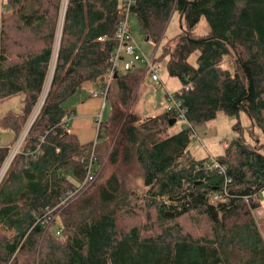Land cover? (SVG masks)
I'll return each mask as SVG.
<instances>
[{
  "label": "trees",
  "instance_id": "obj_1",
  "mask_svg": "<svg viewBox=\"0 0 264 264\" xmlns=\"http://www.w3.org/2000/svg\"><path fill=\"white\" fill-rule=\"evenodd\" d=\"M60 1L5 0L0 18V102L20 97L19 111L6 112L0 128L14 140L54 65L22 151L0 183V264H18L24 252L30 258L23 264H264V239L250 215L264 194V154L238 134L217 157L227 167L225 175L204 170V159L190 153V129L166 133L173 114L142 119L125 112L140 69L117 71L112 79L109 95L115 91L122 109L108 96L111 114L96 155L99 164L107 134L118 130L108 163L135 166L143 190L129 189L119 169L113 170L62 209L60 236L57 227L44 231L45 210L83 178L80 160L91 148L66 129L72 111L63 105L84 83L98 86L107 77L114 42L96 40L113 36L122 18L118 0H67L55 43ZM175 12L180 32L164 38ZM130 14L145 40L172 42L161 46L156 61L165 59L168 75L190 84L182 103L192 126L220 112L230 117L243 112L264 137V0H134ZM202 18L207 33L196 36ZM229 56L233 73L221 66ZM6 155L1 149L0 167ZM225 177L226 196L213 200L223 192ZM134 200L145 220L124 223L136 218ZM184 219L195 231L184 227Z\"/></svg>",
  "mask_w": 264,
  "mask_h": 264
},
{
  "label": "rangeland",
  "instance_id": "obj_2",
  "mask_svg": "<svg viewBox=\"0 0 264 264\" xmlns=\"http://www.w3.org/2000/svg\"><path fill=\"white\" fill-rule=\"evenodd\" d=\"M64 4H65V1L61 0L58 19H57V25H56L57 27L55 31L56 33H55V38H54L55 43L59 42L60 35H61V28H62L64 12H65V10L63 12ZM4 7H6L5 3L3 2V0H0V17H1V14L3 13ZM129 28H130V32H131V36H132V40L134 44H136L139 47L141 53L146 57L153 56L155 59H158L161 54V46L165 44L166 45L172 44V42H168V43L163 42L164 39L158 44H154L151 41H146L144 38V35L139 30L137 18L132 14H129ZM179 32H180L179 15L178 13L175 12L172 16V21L170 22V26H167L166 28L164 38L174 37ZM194 32L196 36H204L207 33V24L203 18L201 19L200 23L197 25V28ZM55 48H56V44H55ZM193 60H194V57L191 58L192 62ZM165 62H166L165 59L162 61H158L161 67V71L159 73V79L161 80L162 84H158V83L153 84L148 79L147 76H145L143 73L141 74V79L139 81V84L137 85V87L134 89L132 93V101L130 102L129 107L125 110L126 113H132L142 119H145L149 117L158 116L161 113L166 111L167 109L166 91H168L169 93L178 91V89L181 88V83L179 82L177 78H173L168 75L165 69ZM221 66L222 68L229 69L230 72L233 73L235 69L234 58L232 56L225 57L221 63ZM118 69H119L118 70L119 73L123 72L120 66H118ZM138 69L143 70L144 66L138 65ZM49 71H51V67ZM110 88H111V85L109 87V92H110ZM164 88L166 89V91ZM83 91L81 89L79 94H81V92L84 93ZM108 96L109 98H111V101L114 107L116 109L118 108L121 110L122 108L118 105L119 101L117 97L115 96V91L111 92L110 95L108 94ZM106 101L108 102L104 106V117H103L104 121L107 120L111 114L110 101L108 99ZM68 104L69 103L66 101L63 106L67 107ZM19 108H20V97H13L3 102H0V118H2L5 115V113L8 111L18 112ZM35 108L31 112L25 124L21 126L20 131L22 129L25 130L28 128V125L30 124L33 117L35 116L34 114ZM237 123H239L238 131L234 129V126ZM183 126H184V123L182 121L176 120L174 125L170 126V128L167 129L166 133L168 135L174 134L178 130L182 129ZM117 132L118 130H115L114 134L112 135L107 134L108 136L107 137V140H108L107 148L102 147V149H100V159L101 160L98 165V172H97L95 183H100L101 181L106 179V177L113 170L117 171V169H119V173L121 174V176L124 177L126 187H128L129 189L137 188L139 191H142L143 190L142 181L139 176L138 169L135 166L132 165L129 167H123L122 165H120L117 168L116 167L117 165L111 166L108 163V153L117 136ZM194 132L196 134V137L192 138L190 145H189V150L192 156L196 159H205L208 157L217 158L221 156L224 153V147L222 145L226 144L228 147V143L232 139L237 137L238 134L244 139L245 143L248 146L255 147V148L259 147V150L261 151V153L264 154V137L261 131L256 127V125L250 122V120L246 117V115L243 112H241L238 116H232V117L227 116L221 112L217 113L216 117L213 120L195 125ZM13 137L14 136L12 133L0 128V145H5V143H8V142L12 144L15 141ZM260 200L261 201H260L259 208L255 210H251L250 215L252 216V219L254 220L259 232L261 233L264 239V194L261 195ZM72 203H69L68 205ZM131 204L133 207H135L134 213H135L136 218L129 219L127 217L128 219L124 220V223H127V222L143 223L145 220L144 211L140 210L141 208L138 206L139 205L138 203L137 204L135 203V200ZM64 207H60L55 212L54 228L52 225H50L47 228H45L44 230L45 232L47 231L49 233H52L56 227L59 228V226H61L60 212L62 211ZM183 223L185 225L184 227L187 228L189 225L190 227H192L190 229L195 231V229L193 228L194 225H192L188 221V219H184L182 224ZM203 228H205V226H203ZM196 231L203 232L204 229H202V231H199L196 229ZM29 258H30V255L24 252L19 258L20 260L19 263L22 260L27 261V259ZM20 264H23V263H20Z\"/></svg>",
  "mask_w": 264,
  "mask_h": 264
},
{
  "label": "built area",
  "instance_id": "obj_3",
  "mask_svg": "<svg viewBox=\"0 0 264 264\" xmlns=\"http://www.w3.org/2000/svg\"><path fill=\"white\" fill-rule=\"evenodd\" d=\"M67 0H65V6L63 7V12L66 7ZM134 3V0H124L122 5V18L118 22L116 31L114 32L113 36H101L97 38V42H106V41H113L114 47L109 54V63L110 68L107 73V77L103 79L101 84L97 86V88L92 92L91 96L93 98L101 99L105 102L108 98L109 94V87L111 85L112 79L114 75L117 73L118 66L121 67L123 72L135 71L138 69V65H143L144 69L141 70L142 73L148 77V79L153 84H162L161 80L159 79V73L161 71L160 64L156 61V59L152 57L144 56L139 47L134 44L129 28V14H130V7ZM63 15V13H62ZM55 57V56H54ZM54 71V65L51 66V79ZM48 78V77H47ZM47 81V80H46ZM51 82V80H50ZM50 85V84H49ZM190 88V84L181 85V88L178 91L169 93L166 91V101H167V109L166 111L173 114L175 120L182 121L184 126L182 129H190L191 139L196 137L194 132V126H192L185 117V109L182 103V96L183 93L188 91ZM46 89V93L44 94V90ZM49 86L46 88V83L44 89L42 91L41 97L36 105L34 114L35 116L31 120L30 124L28 125L27 129H22L15 141L12 144H9L6 147L0 146V150L5 148L7 150V155L0 167V183L3 180L5 174L7 173L8 169L10 168L11 164L13 163L15 157L19 155L22 151L23 144L25 141V137L30 129L31 125L34 122L36 115H38L43 101L46 97L48 92ZM101 111L95 116L94 123H95V139L91 143V148L89 151L88 156L85 159H81L80 162L83 164V178L79 181L75 188L67 191L65 195L61 198L59 204L51 209H46L42 219L40 220L41 223L47 228L48 226L55 224V212L60 207L66 206L72 200H74L77 196L82 194L87 188H89L94 181L96 180L97 172H98V161L96 155V147L99 141V138L104 135V128H103V121L101 118ZM67 131V130H66ZM224 148L227 147L226 144L222 145ZM203 169L207 171H215L219 175H225L227 171V167L218 159L214 157H208L204 159L202 163ZM230 182L227 177H225V185L223 188L222 193H216L213 196V200H219L226 196V184ZM245 203L248 204V198H243ZM55 235L60 236L62 231L60 228H56Z\"/></svg>",
  "mask_w": 264,
  "mask_h": 264
},
{
  "label": "crops",
  "instance_id": "obj_4",
  "mask_svg": "<svg viewBox=\"0 0 264 264\" xmlns=\"http://www.w3.org/2000/svg\"><path fill=\"white\" fill-rule=\"evenodd\" d=\"M121 5H123L124 0H118ZM5 3V0H3ZM6 10V7L3 8V11ZM174 14V13H173ZM179 15V14H178ZM173 16V15H172ZM1 18V17H0ZM172 21V17L169 21ZM180 23V16H179ZM172 38V37H171ZM147 41V40H146ZM97 88L96 85L90 83H84L81 89L70 99L67 100L69 103L65 108L71 109L72 116L66 125V129L75 135L79 144L85 145L90 144L95 139V116L101 111L102 121L104 117V106L108 101L103 102L101 99L93 98L91 96L92 92ZM108 120V119H107ZM105 120V121H107ZM10 144V142L5 143V145H0L6 147Z\"/></svg>",
  "mask_w": 264,
  "mask_h": 264
},
{
  "label": "water",
  "instance_id": "obj_5",
  "mask_svg": "<svg viewBox=\"0 0 264 264\" xmlns=\"http://www.w3.org/2000/svg\"><path fill=\"white\" fill-rule=\"evenodd\" d=\"M116 76V74L114 75V77ZM103 81V79H101V82ZM174 123H175V119H172V120H170L169 121V125L170 126H173L174 125ZM166 216H171L172 214L171 213H166L165 214Z\"/></svg>",
  "mask_w": 264,
  "mask_h": 264
},
{
  "label": "bare ground",
  "instance_id": "obj_6",
  "mask_svg": "<svg viewBox=\"0 0 264 264\" xmlns=\"http://www.w3.org/2000/svg\"><path fill=\"white\" fill-rule=\"evenodd\" d=\"M65 1V0H64ZM64 6H65V4H64ZM63 6V7H64ZM50 80H51V73L49 74V76H48V81H47V84H46V88L49 86V84H50ZM45 93H46V89H45ZM44 93V94H45Z\"/></svg>",
  "mask_w": 264,
  "mask_h": 264
}]
</instances>
